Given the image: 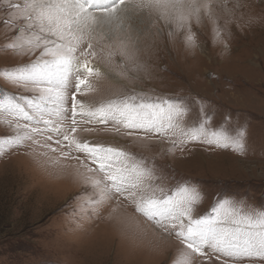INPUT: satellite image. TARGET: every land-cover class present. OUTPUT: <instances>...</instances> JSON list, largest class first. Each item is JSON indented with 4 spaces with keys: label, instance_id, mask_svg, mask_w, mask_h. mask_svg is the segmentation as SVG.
<instances>
[{
    "label": "rangeland",
    "instance_id": "rangeland-1",
    "mask_svg": "<svg viewBox=\"0 0 264 264\" xmlns=\"http://www.w3.org/2000/svg\"><path fill=\"white\" fill-rule=\"evenodd\" d=\"M9 2L23 5L25 0H0V21L14 18L16 10ZM220 2L215 0L213 16L221 38H215L212 22L202 17L199 25L193 21L191 26L195 46L186 43L184 29L145 24L143 31L136 32L137 24L132 22L130 31L138 36L135 70L131 62L126 65L119 56L109 60L100 51L107 52L115 38L97 36L96 60L106 74L92 81V91L76 93V99L98 106L134 89L181 100L189 109L185 117L189 124L207 116L209 129L226 128L232 133L246 129L243 153L202 141L169 151L170 141L159 134L129 137L123 128L116 132L111 122L88 123L80 116L76 132L71 133L78 140L143 157L155 168L161 178L157 183L165 192L182 183L196 187L202 193V203L194 212L197 217L209 214L223 199L246 210L264 209V0H239V8L234 7L237 0H228L231 13ZM15 36L13 27L0 23V73L19 75L40 55L39 48H7ZM32 87L0 75V99L11 96L26 104L34 96ZM73 92L67 94L66 109H71ZM5 118L0 112V264H174L189 251L175 234L165 233L136 212L124 197L108 200L94 213L82 208L93 192L85 188L84 170L76 160L42 147V140L4 145L3 139L14 132ZM72 155L84 159L83 154L73 151ZM190 259L191 264H264L262 258L231 257L207 247L203 255L191 253Z\"/></svg>",
    "mask_w": 264,
    "mask_h": 264
},
{
    "label": "snow or ice",
    "instance_id": "snow-or-ice-1",
    "mask_svg": "<svg viewBox=\"0 0 264 264\" xmlns=\"http://www.w3.org/2000/svg\"><path fill=\"white\" fill-rule=\"evenodd\" d=\"M215 0H25L23 5L9 2L16 11L0 23L15 29V39L7 48L35 51L40 55L26 71L11 75L7 70L0 75L14 84H31L34 96L26 104L16 102L11 96L0 99V112L6 114L4 123L14 128L12 135L2 143L22 146L28 142L40 144L62 157L75 159L84 170L86 189L93 195L83 201L82 208L95 210L116 196L128 199L135 211L152 221L165 233L175 234L189 250L174 264H191L190 254H204L210 248L231 257H258L264 259V209H245L229 199L217 202L209 214L195 216V209L202 203V193L188 184H179L165 192L157 181L154 167H149L143 157L119 147L105 146L76 139L77 116L86 122L95 121L114 130H126L129 137L144 133L151 138L159 134L167 138L172 147H183L190 141H202L218 147H232L245 151L246 129L234 133L226 128H208V117L187 123L189 109L177 99L149 96L134 89L127 94L109 99L105 103L87 105L76 99L93 90L92 81L106 74L96 60L94 39H116L104 52L107 59L119 56L127 65L134 66L138 36L130 31L132 22L141 26L157 24L171 26L173 31L184 29L186 43L195 46L196 36L192 23L200 24L207 17L213 24L216 39L222 36L213 16ZM220 7L231 13L228 0H221ZM239 0L234 7L239 8ZM22 21V22H18ZM173 31H169L171 37ZM86 91L82 92V88ZM74 89L71 109H66V98ZM31 123H20L19 119ZM67 125V126H65ZM55 134L56 148L51 141ZM64 142H67L65 145ZM67 148V151H65ZM83 154L84 159L72 153ZM86 194V193H85Z\"/></svg>",
    "mask_w": 264,
    "mask_h": 264
},
{
    "label": "crops",
    "instance_id": "crops-1",
    "mask_svg": "<svg viewBox=\"0 0 264 264\" xmlns=\"http://www.w3.org/2000/svg\"><path fill=\"white\" fill-rule=\"evenodd\" d=\"M109 209H110V208H109ZM109 209H108V210H109ZM136 218H137V219H139V217H138V216H136ZM140 219H141V218H140ZM140 222H141L143 225H146V226H148V223H147V222H145V221H143L142 219L140 220Z\"/></svg>",
    "mask_w": 264,
    "mask_h": 264
}]
</instances>
